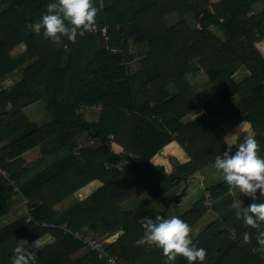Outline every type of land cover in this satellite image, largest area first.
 I'll list each match as a JSON object with an SVG mask.
<instances>
[{
    "label": "trees",
    "instance_id": "1",
    "mask_svg": "<svg viewBox=\"0 0 264 264\" xmlns=\"http://www.w3.org/2000/svg\"><path fill=\"white\" fill-rule=\"evenodd\" d=\"M49 2L0 0V82L28 63L18 82L0 91V112L9 114L0 121V144L7 142L0 146V168L6 171L0 175V218L9 213L10 201L22 198L28 212L0 230V264H10L17 241L46 237L51 242L36 251L35 264H107L83 239L90 233L103 239L116 230L122 235L104 246L119 264H165L161 249L135 241L144 233L142 218L172 215L144 207L147 199L136 210L125 205L141 185L157 202L198 172L208 176L215 156L227 148L223 135L240 124L251 125L264 157V0H92L94 26L79 31L74 43L66 37L52 42L43 30L29 29ZM172 17L177 21L169 24ZM133 46L147 48L136 73L128 72L137 59ZM241 70L247 75L238 80ZM199 73L207 78L201 91L188 78ZM39 101L52 118L44 126L23 111ZM93 107L101 112L89 122L81 111ZM201 110L203 115L184 121ZM84 135L91 145L77 150ZM113 143L123 149L120 154ZM173 143L189 161L173 157L168 174L152 160ZM36 148L40 164L53 161L33 176L21 156ZM205 179L211 201L203 196L180 217L192 232L206 213L204 203L213 201L217 219L189 234L207 251L203 264H264V254L253 251L264 221L260 228L245 225L230 207L232 188L222 179ZM95 181L101 186L84 200L62 205ZM256 195V203L264 202ZM251 202L246 195L242 207ZM173 264L187 260L177 256Z\"/></svg>",
    "mask_w": 264,
    "mask_h": 264
},
{
    "label": "clouds",
    "instance_id": "2",
    "mask_svg": "<svg viewBox=\"0 0 264 264\" xmlns=\"http://www.w3.org/2000/svg\"><path fill=\"white\" fill-rule=\"evenodd\" d=\"M46 12L38 21L28 25L36 34L43 30V36L52 42H60L63 37L75 42L79 31H88L94 26L97 8L92 0H53L46 5ZM226 150L216 155L213 167L222 181L239 193L251 197V203L242 207L241 200H234L230 207L236 210L237 218L252 228H260L264 221V202L256 203L257 192L264 196V157L258 155V141L251 134L245 135L239 125L224 137ZM143 235L136 245H147L162 250L165 264H173L177 256L186 258L187 264H203L207 251L197 247L190 239V226L179 216L168 218L156 215L155 219L144 217L141 220ZM243 239H249L248 233ZM254 252L264 254V231H259ZM38 240L31 244L20 240L12 249L10 264H35Z\"/></svg>",
    "mask_w": 264,
    "mask_h": 264
},
{
    "label": "rangeland",
    "instance_id": "3",
    "mask_svg": "<svg viewBox=\"0 0 264 264\" xmlns=\"http://www.w3.org/2000/svg\"><path fill=\"white\" fill-rule=\"evenodd\" d=\"M210 3H211V0H210ZM262 7H263L262 4H258L256 6V11L260 12L262 10ZM175 21L176 20H174V18L172 17L168 22L173 23ZM215 33L218 36H222V34L217 30H215ZM23 50H24V48L20 47V49H18L16 51V53H19ZM130 51H131V54L136 55L137 59H135L130 64H128V72L136 73L141 69V62L140 61L143 58V56L145 55V53L147 52V48H145V46H133ZM263 51H264V48H263ZM27 65H28V63L24 64L20 68L21 71L17 70L14 73L10 74L9 78L2 80L0 82V84H1L0 86L3 85L5 88H7V87H11L14 84H16L21 79L22 70ZM246 75H247L246 71L241 70L240 73H238V75H236V79L241 80ZM188 78H189L191 85L197 87L198 90L203 88V85H205L207 82V78L204 75V73H199L195 76L190 75V76H188ZM215 96L212 95V97H215ZM215 100L218 101V99H215ZM233 103L237 104V100L235 99ZM97 109L100 110V107H97ZM86 111L89 113V109L88 110L86 109ZM81 112H83V111H81ZM203 114H204V111L201 110L200 112H196L195 114L187 116V117H190V116H193V117H190L189 119H187V117H186L184 119V121L185 122L193 121L194 119H196L197 117H199ZM89 118L90 117L85 114V119L87 121L89 120ZM240 125H241V129L245 135H248V134H251L253 136L255 135L250 124H240ZM238 126H236L235 128H237ZM232 131H230V132H232ZM224 135H223V138H224ZM76 144H77V150H78L80 148H83L84 146H88L89 144L91 145V142H87V136L84 135V136H80L77 139ZM178 150H179V153L176 152ZM35 151H34V153H32L30 155H28V153H25L24 155L21 156L22 159L25 161V165L32 167L30 169V175H33V176L37 173V171L30 161L35 159V157L40 153L38 151H36V152ZM63 156H64V154H61V156H59V158H62ZM157 156H159V157H155L152 160V164H154V165L166 164L165 170L168 174H171L174 171V169H173L174 167H172V158L173 157H176V156L182 157L183 156V158H184L183 160L189 161L188 156L186 155L184 150L177 144H173V145L169 146L168 148H164V150L160 154H158ZM37 159L39 160V156H37ZM29 163H31V164H29ZM48 165H49V163L44 164L42 167H47ZM42 167H40V170ZM128 167L126 166V164L120 165V169L125 170V171H128L127 170ZM207 170H208V176L203 175L202 173L198 172L197 175L190 177V179L188 181V188H187L188 190L186 193L187 195L181 197L180 201L177 203L175 202V198H176V196H178L179 194L182 193V190L184 188V184H181V185L175 187L174 189H172L169 192L168 195H166L164 198H161L157 202L151 201L148 198V194L146 192V189L144 188V186L141 185L140 187L136 188L134 198H132L130 201H128L126 203L125 207L128 210H136L138 207H140L142 205V202H143L142 200L147 199V202L143 205L144 207H146V208H153L154 207L161 212H164V213L169 212V214L172 216L175 213L176 216L182 217L187 212L191 211V209L195 203H198L199 200H201L203 196L204 197L206 196V191H204L205 183L203 184V182H202L203 178H206L205 179V181H207L206 183H208V177L211 179L212 178L219 179V180L222 179V177L219 175V173L215 169L210 168ZM98 185H100V184L96 183L93 186L88 185L89 187H87V188L85 187L84 189L80 190L77 194H75V196H72L71 198H68L67 200H65V202L62 203V205L63 206L65 205V208H70L75 203L82 201L86 197H88L93 191H95L99 187ZM207 193H208V191H207ZM228 195L231 196L234 200H238V199L241 200L242 203L246 199V194L239 193L238 189H235V188H232ZM15 203H18V204H15ZM25 204H26V201L22 198L19 201L18 200L10 201L8 207L12 210L13 208L16 209V208L20 207V205H22L19 208V211L21 208H23V209L25 208L24 209L26 211L25 215H27V213H28L27 209H26L27 205H25ZM212 205H213V201L209 204L204 203V208L206 209V213L200 219L196 229L194 231L190 232V235H191V233H195V232L197 233L198 229L200 227H202V225L204 223L207 224V226H205V227L203 226L205 229L206 227H208L209 223H211L217 219V215L211 209ZM11 218H13V217H11ZM7 220H8V218H7ZM17 220H15V221L17 222ZM15 221H13V222L15 223ZM232 233L235 234L234 232H232ZM121 235H122L121 230H116V231L112 232L111 235L108 236L109 243L116 241ZM44 241H46V242L43 243L40 241L41 244L40 243H39L40 245L38 244L39 247H41V248L44 247L45 245H47L48 243L51 242V239L49 238V240H44ZM81 255L82 254H79L78 256H81Z\"/></svg>",
    "mask_w": 264,
    "mask_h": 264
},
{
    "label": "crops",
    "instance_id": "4",
    "mask_svg": "<svg viewBox=\"0 0 264 264\" xmlns=\"http://www.w3.org/2000/svg\"><path fill=\"white\" fill-rule=\"evenodd\" d=\"M221 0H211V3L212 4H215V3H218V2H220ZM174 18V20H176L177 21V18L176 17H173ZM171 19V18H170ZM169 19V20H170ZM168 20V21H169ZM175 21V22H176ZM175 22H173V23H175ZM173 23H169V24H173ZM131 63V62H130ZM129 63V64H130ZM10 77V75H8L5 79H7V78H9ZM4 80V79H3ZM1 85V84H0ZM15 85V84H14ZM7 88H10V87H7ZM200 88V87H199ZM5 90L6 88L2 85V86H0V91L1 90ZM89 109V113L86 111V109L85 110H83V113H84V115L86 114L87 116H89L90 118H89V122H96L97 120H98V118H99V115H100V112H101V108H100V110L99 109H97V107H93V108H87V110ZM23 111L25 112V114L27 115V117L32 121V122H35V123H37L39 126H44V125H46V124H48L50 121H51V115L49 114V113H47V111H45V105H44V103L42 102V101H39V102H35V103H32V104H30L29 106H27V107H25V108H23ZM90 114V115H89ZM9 114L8 113H1L0 112V121L1 120H3L4 118H6L7 116H8ZM190 117H193V116H190ZM190 117H187V119H189ZM244 126V125H243ZM242 126V127H243ZM236 129V128H235ZM230 133V132H229ZM227 134V133H226ZM225 134V135H226ZM225 135H224V137H225ZM7 145V142L5 141V142H3L2 144H0V146L2 147V146H6ZM173 144H176V143H173ZM172 144V145H173ZM171 146V145H170ZM169 146H167L166 148H168ZM38 151V152H40L37 156H39V160L37 159V156L35 157V159H33L32 161H30L31 163H32V165L35 167V169H36V171H37V173H38V171L40 170V167H42L44 164H50L51 163V161H53V158H51V157H49V158H47L44 162H41V164H40V156H41V151H40V149L39 148H36V149H33V150H30V151H28L27 153H28V155H30V154H32V153H34V151ZM112 150L115 152V153H117V154H120L122 151H123V149L119 146V145H117V144H112ZM35 151V152H36ZM177 153H179V150L178 151H176ZM156 157H159V156H156ZM174 158H176L180 163H186L187 161L186 160H183L184 158H183V156L182 157H178V156H176V157H174ZM179 158V159H178ZM181 158V159H180ZM37 160V161H36ZM36 161V162H35ZM31 163H29V164H31ZM122 165V164H121ZM49 166V165H48ZM126 166H127V164H126ZM160 166H164V168H165V166H166V164H161ZM30 167V169L32 168L31 166H29ZM43 168H45V167H42L41 169H43ZM35 171V170H34ZM96 183H98V184H100L99 182H97V181H95V182H92V184H90L89 186H93L94 184H96ZM89 186H87V187H89ZM99 187L101 186V184L100 185H98ZM86 187V188H87ZM98 187V188H99ZM84 189V188H83ZM19 201V200H18ZM15 204H18V203H15ZM22 205H20V207H21ZM65 206V205H64ZM20 207H18V208H16V209H10L9 208V213L7 214V215H5L4 217H2V218H0V230L1 229H3L4 227H7V226H9L10 224H12V222L13 221H15V220H20V219H22L23 217H25L26 215V211L23 209V208H21L20 209V211H19V208ZM26 209H27V207H26ZM11 217H13V218H11ZM7 218H8V220H7ZM17 220V221H18ZM16 222V221H15ZM14 223V222H13ZM204 225V227L205 226H207V224L206 223H204L203 224ZM44 240H49V237H46V238H42L41 240H39L38 241V244L40 243V241L41 242H46V241H44ZM41 244V243H40ZM39 244V245H40ZM39 245H38V247H39ZM41 247H39L38 249H36V250H39Z\"/></svg>",
    "mask_w": 264,
    "mask_h": 264
},
{
    "label": "built area",
    "instance_id": "5",
    "mask_svg": "<svg viewBox=\"0 0 264 264\" xmlns=\"http://www.w3.org/2000/svg\"><path fill=\"white\" fill-rule=\"evenodd\" d=\"M97 29H94V32H96ZM102 33L104 36L107 35V29H103L102 30ZM114 52H117L116 50H114ZM0 175H6V171H4L3 169L0 168ZM206 198L208 201H211V195L209 193H206ZM66 233H71L70 230L66 229ZM80 234L76 233L75 236L76 237H79ZM83 241L85 242V244H87L88 248L90 250H94L96 252H98L99 254V258H107V264H119V257L118 256H108L106 254V251H105V244L106 243H109V239H108V236L106 237H103L100 238V237H97V235L93 234V233H90L87 237H85L83 239Z\"/></svg>",
    "mask_w": 264,
    "mask_h": 264
},
{
    "label": "water",
    "instance_id": "6",
    "mask_svg": "<svg viewBox=\"0 0 264 264\" xmlns=\"http://www.w3.org/2000/svg\"><path fill=\"white\" fill-rule=\"evenodd\" d=\"M185 183H186V185H185V187L183 188L182 193L179 194L178 196H176V198H175V202H176V203L180 201V198H181V197H183V196L186 195V192H187V190H188V189H187V188H188V183H187V181H186Z\"/></svg>",
    "mask_w": 264,
    "mask_h": 264
}]
</instances>
